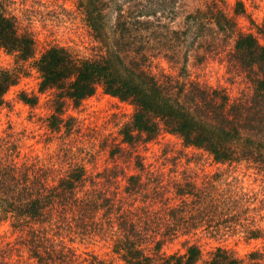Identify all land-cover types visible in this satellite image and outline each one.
Masks as SVG:
<instances>
[{
  "label": "trees",
  "instance_id": "1",
  "mask_svg": "<svg viewBox=\"0 0 264 264\" xmlns=\"http://www.w3.org/2000/svg\"><path fill=\"white\" fill-rule=\"evenodd\" d=\"M80 1L101 43L98 50L79 58L64 46L52 45L35 60L39 92L52 90L51 132L70 131L74 118H65V107H78L102 87L134 107L131 120L120 128L122 143L135 148L166 130L186 147L206 151L216 163L249 160L264 171V22L257 32L238 30L235 19L246 12L243 1L237 2L234 15L199 8L197 15L189 14L186 28L173 29L176 38L194 27L203 34L212 23L230 35L238 30L231 60L249 71L253 86L247 98L235 101L197 80L153 72L152 60L159 52L151 51L150 40H142L135 25L150 28L156 11L124 9L114 0ZM115 5L117 21L108 42V9ZM0 47L17 60L35 55L33 35L18 26L3 0ZM162 53L175 57L170 50ZM21 69L0 68V108L19 83ZM19 99L34 107L39 96L23 91ZM9 129L0 135V264H108L97 254L79 253L71 244L76 240H109L126 264H264V222L239 219L249 205L232 181L219 190L214 176L198 182L197 172L189 171L168 181L161 172L150 182L143 180V171L124 174L127 185L122 187L116 182L122 174L115 168L88 171L81 162H58L52 156L48 161L39 155L22 158L23 136L13 126ZM121 149L117 146L113 153ZM139 163L144 166L142 159ZM255 210L262 211L257 206ZM228 232L262 239L263 247L243 257L223 246L205 253L199 244L204 234ZM181 238L183 251L163 250Z\"/></svg>",
  "mask_w": 264,
  "mask_h": 264
},
{
  "label": "rangeland",
  "instance_id": "2",
  "mask_svg": "<svg viewBox=\"0 0 264 264\" xmlns=\"http://www.w3.org/2000/svg\"><path fill=\"white\" fill-rule=\"evenodd\" d=\"M114 1L123 5L124 9L132 8L137 11L148 8L156 11L150 16L154 21L150 28L135 25L140 28L137 32L143 36H140L142 40H150L151 51L159 52L152 60L153 72H166L183 79L197 80L210 88L223 90L229 94L231 101L247 98L248 93L252 92L253 84L249 71L231 60V52L234 50V38L238 30L257 32L258 26L263 24L264 0H241L245 4L246 12L236 16L235 21L239 29L232 35L231 31L221 30L212 23L206 25L203 34L196 33L197 28L194 27L188 35L177 38L173 29L186 28L190 13L197 15L199 8L207 10L210 7L215 13L223 9L229 15H234V9L240 0ZM3 2L16 15L18 26L30 32L35 40V55L26 61L17 60L14 54L0 47V68H22L19 83L10 88L6 94L7 103L0 108V135H7L10 126L21 132L22 158L39 155L48 161L52 156L58 162H81L86 165L88 171L115 168L117 174H122L120 181H116L122 187L127 185L124 174H138L143 171V180L150 179V182L155 181L161 172L163 178L168 181L174 177L186 176L189 171L197 172L198 182H202L207 175L214 176L218 178L219 190L226 188L224 183L232 181L240 195L246 196L249 210L239 219L250 217L256 222H264V171L258 164L249 160L216 163L206 151L186 147L179 136L166 130H161L150 142L132 148L122 143L120 128L131 120L134 107L129 102L105 93L102 87H98L96 92L84 99L78 107L72 104L65 107V118H74L70 131L63 128L64 134L51 132L48 117L52 112V90L39 92L41 78L35 60L52 45L64 46L79 58L92 56L101 43L87 22L80 0ZM118 6L108 9V42L113 40L112 32L117 21ZM210 20L205 18V21ZM165 50H170L175 57L168 59L162 56ZM23 91L39 96V101L34 107L19 99V93ZM18 136L20 137V134ZM117 146L122 147L121 151L113 153ZM141 159L145 167L139 163ZM63 166L66 168V165ZM255 206L262 211L257 212ZM218 217L217 215L216 218ZM10 237L14 238V235ZM195 238L196 236L191 239ZM183 241L184 238L177 239L164 246L163 250L167 253L183 251ZM71 244L79 253L97 254L108 264H126L120 255L113 251L109 240H76ZM199 244L205 253L216 246H223L245 257L251 251L263 247V240L249 239L244 234L228 232L224 235L204 234L199 239Z\"/></svg>",
  "mask_w": 264,
  "mask_h": 264
}]
</instances>
